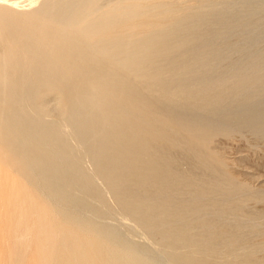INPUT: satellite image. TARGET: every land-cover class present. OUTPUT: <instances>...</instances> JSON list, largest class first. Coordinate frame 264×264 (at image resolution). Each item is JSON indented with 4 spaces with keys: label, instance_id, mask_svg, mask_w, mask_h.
<instances>
[{
    "label": "bare ground",
    "instance_id": "obj_1",
    "mask_svg": "<svg viewBox=\"0 0 264 264\" xmlns=\"http://www.w3.org/2000/svg\"><path fill=\"white\" fill-rule=\"evenodd\" d=\"M11 1L0 4L8 264H264V231L249 240L264 209L244 210L263 185L235 171L245 155L231 170L214 145L264 142V3Z\"/></svg>",
    "mask_w": 264,
    "mask_h": 264
},
{
    "label": "rangeland",
    "instance_id": "obj_2",
    "mask_svg": "<svg viewBox=\"0 0 264 264\" xmlns=\"http://www.w3.org/2000/svg\"><path fill=\"white\" fill-rule=\"evenodd\" d=\"M7 1L5 2L4 0H0V4L7 3ZM9 2L12 5L14 3V1H11V0H9ZM262 2L264 3V0H231V1L230 0H224V1L223 0H219V1H214V2L206 4L204 11H209V10L212 11V12L220 11V10H222V8L224 6H228L231 10H233V12H238L240 9H242V7L246 6V4L248 5V10L250 9L251 6H252L251 10H252L253 7H254L253 10L254 9L256 10L258 5H259V3H262ZM216 4L219 5L220 7L217 6ZM14 7H16L18 9H21V10H29L30 8H32V9L36 8V6H34V7L32 6L31 7L28 4H20V5L17 4ZM260 29H262V31H263L264 30L263 26ZM235 31L236 32H235L234 36H236V37L242 36L243 32H244L242 27L236 29ZM261 34H262V38L258 39V45L259 46L261 45L260 47H263L264 46V44H263L264 43V40H263L264 32L263 33L261 32ZM260 42H261V44H260ZM241 43H243V42H240L239 44L242 45ZM251 44H248V42H247L246 45L245 44L244 45L245 46H248V45L250 46ZM233 55H232L233 57L238 58L240 56V53H236V54L233 53ZM217 68L218 69H224V66L219 64L217 66ZM248 135L249 134H245V136H237L236 138L229 139V140L227 138H224V137H219L216 140L217 142L215 141L214 145L216 147H218V148L225 149L226 154L228 156V158L226 157V159L228 161L231 160V163L229 162L231 170H233L235 168V171L237 173H240L239 174L240 178L244 177L246 179V176L244 175L243 169L247 170V171L248 170H250V171L252 170L251 172L254 173V178L252 179V182L250 181L251 184L257 189L259 187H261L262 185H263L262 188H264V178L262 179V177H264V142L253 141L252 136L251 135L248 136ZM244 151L246 153H244ZM241 153L243 155H245L246 160L243 161V165L242 166L238 167V165H237V166H235L233 168L232 167L233 166L232 165V163H233L232 159L238 158L237 157L238 154H241ZM255 175L258 176V177H256ZM244 178H243V180H244ZM254 181H256V182H254ZM2 187H3L2 183H0V189H2ZM240 198H241L240 195L236 196V199H240ZM260 209H264V200H251V201H246L245 202L244 210L246 212H254V211H257V210L259 211ZM3 215H4V212L0 211V264H8L9 261H10V259H9L10 256H9V253H8V249L6 247V244H4L3 240H1L2 236H3L2 233L8 234L7 225H5V223L3 221H1L3 219V217H4ZM57 218L58 219L62 218V213L61 212H58ZM252 227L254 228L255 232H254V234L249 236L250 237L249 240H251L252 243H253V242H257L258 239L261 238L260 235H259V233H260L259 231H264V219H260L259 221L255 222L252 225ZM260 255L263 256L264 255V251Z\"/></svg>",
    "mask_w": 264,
    "mask_h": 264
}]
</instances>
